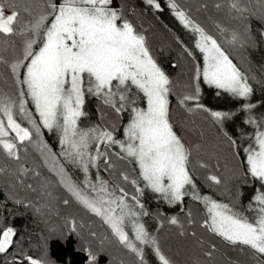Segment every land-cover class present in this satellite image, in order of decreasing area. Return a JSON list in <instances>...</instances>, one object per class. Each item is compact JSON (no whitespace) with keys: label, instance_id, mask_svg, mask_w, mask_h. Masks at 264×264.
Masks as SVG:
<instances>
[{"label":"snow or ice","instance_id":"snow-or-ice-1","mask_svg":"<svg viewBox=\"0 0 264 264\" xmlns=\"http://www.w3.org/2000/svg\"><path fill=\"white\" fill-rule=\"evenodd\" d=\"M31 2L0 0V36L22 37L19 57L7 61L0 55V64H8L16 88L14 96L0 90V149L4 154L19 160L20 146L25 142L42 148L46 161L60 178L59 183L70 194L71 199H64L63 204L76 202L99 217L118 242L135 254L139 264H146L145 248L154 250L160 264H173L163 253L158 239L140 222V217L148 215L140 200L146 189L160 194L169 204L182 203L185 197L202 202L204 228L228 245L247 248L254 255L264 256V190L255 189L243 209L235 202L226 203L199 194L190 168L192 149L174 130L170 117L169 96L173 82L152 53L147 36L127 18L123 7H114V0H41L39 12L33 13ZM144 2L163 11L159 0ZM169 6L184 28L190 29L195 38L193 48L202 57L201 67L196 51L184 47L194 69L185 86L189 89L188 94L180 103L195 102V109L188 108V111L207 113L238 156L241 152L238 140L224 130L234 113L212 109L202 103V85L215 89L216 97L227 94L233 99L248 101L242 108L251 114L257 104L251 102L254 89L250 77L230 58L222 43L181 10L175 0H171ZM230 7L240 14L247 12L239 6L238 0H233ZM5 8L10 14L5 15ZM21 8L31 20L16 28L14 25L21 16ZM244 19L250 21L251 17ZM260 23L264 26V20ZM217 28L221 33L227 31L220 25ZM259 36L264 38V31ZM227 43L240 47L257 46L250 23L243 33L232 31ZM88 96L99 98L118 116L125 112L129 114V121L123 128L125 139L115 137V125L111 129L100 125L80 126V118L87 115L84 107ZM21 121H27L29 127L22 126ZM243 123L254 125L256 131L254 136L248 137L251 142L242 148L247 167L237 179L244 178L247 184V177H250L264 189V121L249 115ZM42 129L59 134V154L53 153L40 139ZM10 132L15 134L11 138ZM114 146L120 149L115 153L119 159L138 167V179L130 181L136 186V194L130 197L122 187H110L108 181L99 177L95 182L88 178L91 166L99 167L102 162L106 169L114 167L109 152ZM59 157L82 169L85 179L82 182L74 180ZM200 166L207 167L206 164ZM207 178L216 185L221 184L216 175ZM122 179L129 181V176L123 174ZM141 181L143 187L138 186ZM243 195L242 188L238 187L236 196ZM8 198L20 206H32L31 201L10 195ZM170 223L175 225L178 221L173 217ZM129 225L133 236L126 231ZM49 233L44 241L46 248L78 235L77 221L70 218L66 232L49 228ZM91 235L95 237L96 233ZM16 236L17 230L11 226L0 230V254L14 246ZM214 250L215 245L206 255L211 257ZM78 252L84 255L83 264H111L106 253L94 250L90 245L83 246ZM25 261L27 264H52L47 258L27 254L12 264H25Z\"/></svg>","mask_w":264,"mask_h":264},{"label":"trees","instance_id":"trees-1","mask_svg":"<svg viewBox=\"0 0 264 264\" xmlns=\"http://www.w3.org/2000/svg\"><path fill=\"white\" fill-rule=\"evenodd\" d=\"M32 1H35L34 6L37 9H32V11L38 13L41 0L38 3H36L37 0ZM159 2L163 7V11H157L149 7L144 0H114L113 6L123 7L127 18L134 22L137 28L147 36L152 53L173 82V90L169 96L170 117L174 123V130L183 137L186 145L192 149L190 168L196 183L201 187L203 193L218 201L235 202L239 208L243 209L246 206L245 195L254 188L256 181L247 177V184L244 183V178L238 179L235 183L229 182L233 190L227 193L221 192L219 188L214 189L219 187L220 184L213 187V183L210 184L205 179L207 169L219 172L220 175L218 176L222 178V170L228 173L229 168H231V164L225 165L220 161L216 162L215 158H211V153L222 157L224 150H231L237 162V164H234L239 167L240 173H244L247 167L244 153L241 148L240 155L234 154V149L228 139L207 113L188 111V108L195 109V102L188 101L183 105L180 103L183 96L188 94L189 89L185 86L191 80L194 69V64L184 51V47L186 46L193 51L196 50L193 48L194 42L188 44L183 37V33H180L175 27V25L181 27L178 25L181 23L174 17V10L169 6L171 0H159ZM175 2L181 10L190 15V18L216 37L229 52L233 61L241 68L243 66L239 64L237 56L233 52L236 51L239 54L238 45H229L227 41L231 39L232 31L243 33L250 23L251 34L255 38L257 46L252 50L243 47L240 55H242V60L246 65L245 73L250 77L249 82L253 86L255 97L258 100H264V38L259 36V33L264 31V26L260 23L264 20V0H238L239 6L247 9V12L243 14L237 13L230 7L233 0H175ZM218 4L220 5L219 8L217 7ZM167 10L170 12V16L172 14L175 18L174 23L168 21L171 18L168 19L164 13ZM21 15L22 17H18L19 24L31 17L24 12ZM244 17H251V20L244 19ZM19 24L15 27L19 28ZM217 25L227 29V31L221 33ZM191 39L194 41L193 35ZM21 50V36H0V55H3L5 60L11 61L19 57ZM198 55L200 54L196 51L197 61H199ZM0 90L13 96L16 93L8 64H0ZM215 91L213 90V92ZM86 99L87 104L93 111L96 125L111 129V126L106 122V118H113V116L116 118L117 126L114 135L118 139L122 135L126 123L124 114L118 116L111 108L105 106L99 98L88 96ZM207 106L212 108L210 105ZM17 119L19 121V117ZM21 122L22 126L29 127L27 121ZM191 122L194 125H191ZM209 130L214 133L215 137L212 142L218 145L217 151L209 149L210 145L206 147L207 143L200 139L203 138L204 134L205 138ZM224 130L234 139H237L240 147H242L240 142L244 140L245 132L241 124L234 125L233 123L232 126V121L231 123L227 122ZM218 136L221 137L217 139ZM191 138L193 139L192 146L187 143V140ZM194 146L203 155L204 153L210 154V157L205 159L203 156L197 155ZM119 151L116 146L109 149L111 162L117 160L126 164L129 170L127 173L129 181L122 179L123 173L121 174L120 168L113 163L114 167L106 169L101 162L98 168L110 185L124 188L130 197L136 194V186L131 184L130 181L138 179V168L137 165L130 163L128 160L119 159L115 155ZM19 156V160L9 158L0 149V169H3V171H0V230L9 226L17 230V236L13 238L15 241L14 246L7 253L0 254V264H12L14 260L23 259V254L47 258L52 264H83L84 255L78 250L86 245H90L92 248L96 246V249H99L95 244L96 241L105 238L111 243L110 246L106 247L113 251L112 255L116 258L115 261L123 264H139L138 258L131 251L115 241L110 229L102 223L99 217L76 202L67 206L63 204L64 199H71L70 194L59 183L60 178L52 170L49 162L46 161V153L41 148H38L35 144L25 142L24 145L20 146ZM201 164H206L207 167H201ZM192 165L193 167H191ZM194 166L198 168V173L192 169ZM238 187L242 188L243 197L236 196ZM9 195L15 199L31 201L32 206L17 205L13 202V199L8 198ZM140 200L145 206L144 210L148 213L146 219L153 223L151 235L158 239L163 253L173 261V264H264V256L254 255L247 248L241 249L240 247L228 245L221 238L204 228L202 225L205 219V210L202 202L185 197L178 207L171 208L158 200L157 195H155V201H150L144 194L140 196ZM34 208L39 209V211H34ZM173 217L178 221L175 225L170 223ZM70 218H75L77 221V229H79L80 223L86 224L87 222L91 223L92 229L88 226L85 227L86 229L81 230L80 226L79 234L81 235H73L70 240H64L46 248L44 241L50 235L49 228L66 232ZM95 223L98 224L95 226ZM90 232H95L97 239L93 236L91 238ZM83 238L87 241H83ZM109 238L113 239L114 243ZM213 245H215L213 255L208 257L206 253L212 250ZM184 247L186 250L180 251ZM145 255L146 264L155 262L152 252L148 248H145ZM25 264H27L26 261Z\"/></svg>","mask_w":264,"mask_h":264},{"label":"rangeland","instance_id":"rangeland-1","mask_svg":"<svg viewBox=\"0 0 264 264\" xmlns=\"http://www.w3.org/2000/svg\"><path fill=\"white\" fill-rule=\"evenodd\" d=\"M38 1L39 0H37L36 3H38ZM58 2H59V0H58ZM34 5H35V1H32L31 4H30L31 9H35L36 8ZM35 10H37V9H35ZM20 12L23 13V9H20ZM35 13H37V12H35ZM164 13L168 17V19L171 18V20H168V21L171 22V23H174L173 21L175 19L174 18L175 16L173 17L172 14L170 16V12L168 10L166 12H164ZM7 14H10V12H9V10L7 8H5V15H7ZM21 17H22V15H21ZM30 20H31V17L25 19L23 21V23H26V22H28ZM18 24L19 23H17L16 25H18ZM178 25L181 26V27H178L177 25H175V27L177 28V30L180 33L181 32L183 33V37H184L185 41H187L188 44H192V42H194V41H192V39H191L192 38V33H190V29H185L182 24H178ZM14 27H15V25H14ZM180 29H181V31H180ZM238 47H239V50H240L239 51V54L236 51H233V52L237 56V60H238L239 64L242 65L243 67L241 68V66H239L235 61L234 62L238 65V67L241 68L242 71L245 72L246 65H245L244 61L242 60V55H240V52H241V50H243V47H240V46H238ZM247 48H248V50H252L254 47H247ZM198 54H199V52H198ZM198 57H199V61H201V67H202V57H201V54L198 55ZM213 90L215 91V89H209V88H207V86L202 85L201 101L203 103L207 104V105H210L213 109H216V110H228V111H231V112L234 113V118L231 120L232 121V126H233V123H234V125H239V124L242 125V128L244 129V132L245 133H244V136H243L244 137L243 138L244 140H242L240 142V144L242 145L241 148L246 147L247 144L251 142V141H249L248 137L254 136L255 131H256V128H255L254 125L243 123V121L246 120L249 115H252L258 121H264V100H262V99L261 100H258L255 97V95H254L255 92H254L253 93V96L251 97V102L257 104V107L250 114V113L244 111L243 108H242V105L244 103L248 102V101L236 100V99L231 98L227 94L221 95L220 97H216L215 92H213ZM141 106H144L142 102H141ZM29 107H33V106L31 104H29ZM84 110L86 111L87 115L80 118V121H79L80 126L83 127V128H91L93 126H97L96 125V122H95V119H94L93 111L89 107V104H87V99H86V103H85ZM33 111H34V108H33ZM123 114H124V116L126 118V123H125V126H126V124L129 121V114L127 112H125ZM231 121H229V122L231 123ZM106 122H108V124L110 126H112V125H115V127L117 126L116 118L114 116H113V118L112 117L106 118ZM191 125H194L193 122H191ZM212 129L214 130V128H212ZM209 131H211V130H209ZM209 131H207V133L205 132L207 134L205 136L206 139L204 138V135H205L204 133H203L204 134L203 135V138H200V139L201 140H204L203 142H206L207 143L206 147L210 145L209 149H215V151H217V149L219 148L218 145H216L215 143L213 144V142H212L213 141V138L215 137L214 136V133H213V131H211V132H209ZM42 132H43V135H42V137L40 139H42L44 141V143L47 144L48 148L53 153L59 154L61 152V146H60V143H59V134L58 133L57 134L50 133L46 129H42ZM14 135H15L14 133H11L10 132L9 133V138H11ZM194 135H195V133H194ZM195 136H197V134ZM220 137L221 136H218L217 139H219ZM118 139H121V140L122 139H125L123 133H122V135ZM187 143L190 146H192L193 145V139L191 138V139L187 140ZM218 143L220 144V142H218ZM116 147L119 149L118 146H116ZM194 149H195V152H196L197 155L203 156L205 159H208V157H210V154H207V153H204V155H203V153L200 150H198L197 147H195V146H194ZM211 158L212 159L215 158L216 159L215 160L216 162L220 161V163H223L225 165H230L231 164V168H229V170H228L229 172L228 173H225L222 170V173H221L222 178L218 176V175H220L219 172H213V171L207 169L205 171V179L210 184H212L213 182L210 181L207 177H209L211 175H216V176H218L221 179V184H220L219 187H216L214 189H218L219 188V190L221 192H227V193L231 192V190H233V189L230 187L231 185H229V184L232 183V182L235 183L236 181H238L237 177L239 176V173H240L239 167L234 164V163L237 164V162L234 159V155L232 154L231 150H229V151H227V150L225 151L224 150V155L222 157L221 156H218L217 154L211 153ZM59 159H60V162L61 163H64L65 164L66 170L69 172V175H71L74 180H76L77 182H82L85 179V174L83 173L82 169L77 168L75 165H69V164H67L64 161L63 157H59ZM112 163L114 165H117L120 168L121 174L122 173L123 174H127L129 172L126 164L120 163L117 160H113ZM49 165H50V162H49ZM191 167H193V165ZM192 169H194L196 173H198V171H199L198 168H195V166ZM97 177L102 178L103 180L107 181L106 178L100 173L98 167L91 166L90 167L89 174H88V178L90 180H92L93 182H95L96 179H97ZM140 185H141L140 187H143V182L142 181L140 182ZM212 185H213V187L217 186L215 183H213ZM109 186L112 187V185H110V184H109ZM255 189L264 190V189L261 188V184L258 181H256V185L254 186V188L251 189L250 191H248L246 193V195H245L246 205H247L250 197H252V195L254 194V190ZM198 191H199V194L200 195H208L206 193H203V191L201 190V187L199 185H198ZM144 195L150 201H155V195H157L158 196V200L162 201L163 203H165L167 206H170L171 208H176L180 204V203L179 204H169L167 201H165V200L162 199V197L160 196V194L153 193L150 189H146L144 191ZM147 204H149V203L147 202ZM70 210H73V209H70ZM249 215H251V213H249ZM140 222L144 224L146 230L151 234V232L153 231L152 230L153 223L151 221H148L146 219V216L140 217ZM96 224H98V223H95V226H96ZM80 226H81V230L86 229L88 226H89V228L92 229L91 223L90 224L88 222L86 224L85 223H80L79 224V227H78L79 229H77V232H78V235L77 236L81 235V234H79ZM126 231H129V235L130 236H133L134 235V233L131 231L130 225L126 229ZM110 232H111V230H110ZM90 233H92V232H90ZM112 235L114 236L115 241H117V243H119L118 242V239L115 237V235L113 233H112ZM95 237L97 239V236H95ZM95 237H93V238H95ZM91 238H92V235H91ZM109 239H111V238H109ZM82 240L83 241H87L84 238ZM111 241L113 242V239H111ZM101 242L103 244V247L102 248H100V245H101L100 243ZM95 244L98 246V248L101 251H103L104 253H106V255H107L108 258L110 257L109 260H110L111 264H113V263H115V264H123L122 262L115 261L116 258L113 257V255H112L113 251L109 247H106V246H110L111 245V243H109V241H107L106 238L105 239H98ZM93 248L96 249V246H93ZM182 250L183 251L186 250L185 247L180 249V251H182ZM151 252H152L153 258L155 259V262H153V264H160V262L158 261V258H156L155 255H154V250L151 251Z\"/></svg>","mask_w":264,"mask_h":264}]
</instances>
